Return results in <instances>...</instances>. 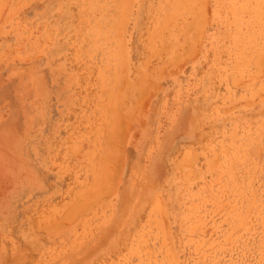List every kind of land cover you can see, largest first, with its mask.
<instances>
[{
  "label": "rangeland",
  "instance_id": "obj_1",
  "mask_svg": "<svg viewBox=\"0 0 264 264\" xmlns=\"http://www.w3.org/2000/svg\"><path fill=\"white\" fill-rule=\"evenodd\" d=\"M0 264H264V0H0Z\"/></svg>",
  "mask_w": 264,
  "mask_h": 264
}]
</instances>
